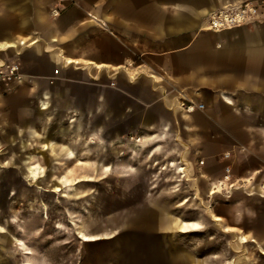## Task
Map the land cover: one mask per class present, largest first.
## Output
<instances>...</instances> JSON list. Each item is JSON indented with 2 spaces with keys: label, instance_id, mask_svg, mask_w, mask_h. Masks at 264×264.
Wrapping results in <instances>:
<instances>
[{
  "label": "rangeland",
  "instance_id": "374dc122",
  "mask_svg": "<svg viewBox=\"0 0 264 264\" xmlns=\"http://www.w3.org/2000/svg\"><path fill=\"white\" fill-rule=\"evenodd\" d=\"M19 1L0 0V38L8 31L25 35L19 31L22 21L17 20ZM224 1L223 4L236 0ZM39 2L28 0L27 9L32 15L28 16L26 28L32 30L29 32L32 35L50 26L51 18L64 10L66 1L60 5L57 15L48 7L49 20L38 17ZM257 3V12L241 26L260 25L264 21V0ZM2 15L7 20L1 19ZM42 37L51 48L68 45L57 37L55 40H50L54 38L51 36ZM20 51L11 54L20 64L23 81L12 83L8 90H0V98H4L0 104L1 119L20 120L29 102L36 110L38 88L48 85L42 86L39 81H52L57 75L58 66L52 65L47 60L48 54L36 46L28 45ZM62 70L57 77L72 86L66 88L74 93L75 99L85 100L83 107L88 111L100 92V77L92 79L81 68ZM30 76L38 77L37 86H33ZM113 97V94L109 96L112 103ZM65 110L62 109V114ZM97 111L89 113L92 120L94 115H99ZM104 120L106 139L102 146L94 142L95 137H88L92 142H86L82 133L58 136L81 160L26 159L27 163L21 159L35 148H20L17 142L12 143L14 140L9 135L4 133L8 138L5 140L0 133L5 149L4 152L0 146V264H264V243L259 238L256 240L247 225L264 212V197L247 194L253 186H264V155L258 156L257 150L254 153L239 146L242 144L229 151L220 148V143L213 149V156L203 160L201 154L205 150L199 148L193 129L185 126L190 122L183 117L177 119L175 128L163 126L155 132L122 130L120 119L113 111L111 115L105 114ZM39 123L40 128L48 120L44 117ZM49 124L51 130L55 129L53 123ZM114 130L121 132L112 143L110 137ZM144 134L149 137L146 145L136 141ZM239 135L246 139L245 134ZM226 151H229L228 157H224ZM116 163L124 172L131 164L134 171L119 176L112 171ZM186 163L189 177L184 169L178 172ZM227 168L231 176L224 179ZM30 170L37 172L36 180L30 176ZM238 185L244 189L229 192ZM68 188L73 190L70 197ZM213 189L215 192L211 194ZM146 199L170 206L171 221L198 222V230L182 232L173 226L165 230L133 228L128 221L136 219V212ZM256 204L259 205L257 212L249 215V207ZM207 205L222 214L226 222L221 218L215 221L217 224L212 221L210 214L205 213ZM229 206L238 207L234 216L220 212ZM120 218L128 222L127 228L118 226ZM82 232L98 238L82 240ZM244 233L248 234V243L241 241ZM17 239L31 252L27 254L20 249Z\"/></svg>",
  "mask_w": 264,
  "mask_h": 264
},
{
  "label": "crops",
  "instance_id": "0c3cea01",
  "mask_svg": "<svg viewBox=\"0 0 264 264\" xmlns=\"http://www.w3.org/2000/svg\"><path fill=\"white\" fill-rule=\"evenodd\" d=\"M223 2L66 0L64 10L51 18L50 26L40 29L39 35H32V30L26 28L31 14L27 9L28 0H20L17 20L22 21L19 31L25 35L8 31L0 42L25 40V44L16 45L17 50L36 46L43 54H48L47 60L52 65L58 66L57 75H61L62 68L66 67L84 69L90 78L100 77V92L96 94L93 107L86 111L85 100L79 102L66 88L72 87L69 83L64 84L57 75L53 82L42 79L39 84L48 85L38 88L36 110L29 102L18 121L1 119L0 115L3 138L8 139L5 133L20 148H35L21 160H81L76 158L73 148L58 140V136L68 132L84 134L86 142H92L90 138L95 137L94 142L102 146L106 139L104 115H111L113 111L120 119L122 130L136 132H155L163 126L175 128L177 119L183 117L190 122L185 126L193 129L199 148L205 150L201 154L203 160L212 157L213 149L220 143V148L229 151L242 144L239 146L254 153L257 150L258 156L264 155V21L260 25L209 30L207 17ZM54 3L55 0H40L41 14L37 13V16L49 20L48 7L52 8ZM5 15L1 19L7 20ZM3 30H6L5 26ZM42 36L54 37L50 40L57 37L68 45L51 48ZM30 80L37 86L38 77L30 76ZM111 94L113 103L109 101ZM183 98H190L194 103L203 102L204 106L184 112L180 106ZM3 100L0 98V104ZM62 109H66L63 114ZM96 109L99 115H94L92 120L89 116ZM48 110L50 112L46 113ZM44 117L48 123L39 128V120ZM49 123H53L55 129L51 130ZM120 132L112 131V143ZM239 134H245L246 139ZM136 141L146 145L149 137L144 134ZM0 146L5 152L1 142ZM173 164L175 162H171ZM187 165H184V172L189 177ZM112 171L122 176L134 171V167L129 164L124 172L116 163ZM243 189L238 185L229 192ZM67 190L69 197L73 195L71 188ZM247 194L264 197V186H253ZM258 206H250L248 214L257 212ZM235 208L238 207L229 206L220 212L234 216ZM205 213H209L214 222L218 220L215 219L217 216L226 222L211 205L206 206ZM130 221L133 228L165 230L173 226L182 232L195 230L198 224L188 220L171 221L170 206L148 199L137 210L136 219ZM128 222L120 218L118 226L127 228ZM247 225L256 240L259 238L264 243V212L249 220Z\"/></svg>",
  "mask_w": 264,
  "mask_h": 264
},
{
  "label": "built area",
  "instance_id": "2783aa9c",
  "mask_svg": "<svg viewBox=\"0 0 264 264\" xmlns=\"http://www.w3.org/2000/svg\"><path fill=\"white\" fill-rule=\"evenodd\" d=\"M66 0H55L51 12L57 15L60 11V5ZM257 0H238L227 2L221 7H217L211 14L208 15V27L211 30L222 29L226 26H238L248 22L257 10ZM28 43V42H27ZM22 44H19L21 46ZM21 49L17 50L15 46H7L0 50V90H8L12 83L20 82L18 79L24 76L20 72V64L13 58V54H19ZM19 51V52H18ZM181 110L190 112L195 108H202L203 102L194 103L190 98L180 99ZM177 107L179 102L177 99ZM132 138V136H131ZM139 138V137H138ZM138 138L136 140H138ZM229 152L224 153V157H228Z\"/></svg>",
  "mask_w": 264,
  "mask_h": 264
},
{
  "label": "bare ground",
  "instance_id": "6f19581e",
  "mask_svg": "<svg viewBox=\"0 0 264 264\" xmlns=\"http://www.w3.org/2000/svg\"><path fill=\"white\" fill-rule=\"evenodd\" d=\"M238 1V0H237ZM239 26V25H238ZM206 27L207 28H209L208 27V21H207V24H206ZM224 28H231L230 26H226V27H224ZM224 28H222V29H224ZM217 30H219V29H217ZM32 42V41H31ZM31 42H28V43H31ZM26 42H25V40H23V39H20V40H18V42H12V41H2V42H0V50H2V49H4L5 47H7V46H15L16 47V45H19V44H25ZM27 43V44H28ZM23 79V77H21L20 79H18V81H21ZM48 106V105H47ZM48 149V148H47ZM53 150V149H52ZM40 155V154H39ZM38 155V156H39ZM26 161V160H25ZM27 162V161H26ZM28 163V162H27ZM37 163V162H36ZM36 165V164H35ZM30 168V167H29ZM184 169V167H182V166H180V168H179V171L181 170H183ZM31 171V173H30V176L32 177V179L33 180H36L37 179V177H38V174H37V172L35 171V170H30ZM41 171H43V170H41ZM226 171H227V173L225 174V176H224V179H228L230 176H231V172H230V169L229 168H227L226 169ZM40 175V174H39ZM41 176V175H40ZM29 178V177H28ZM56 187H57V185H56ZM59 188H56V190H58ZM62 189V188H61ZM69 191V190H68ZM56 192V191H55ZM211 192V194L213 193V192H215V190L213 189V190H211L210 191ZM59 194V193H58ZM78 195V194H77ZM66 196V195H65ZM208 210V209H207ZM208 214V213H207ZM45 216H47V212H46V214H45ZM215 219H220V217L219 216H217V217H215ZM181 221V220H180ZM200 225V224H199ZM1 227V226H0ZM178 227V226H177ZM198 230V229H197ZM243 234V233H242ZM245 234V233H244ZM81 238H82V240H92V239H94V238H96L93 234H87V233H84V232H82L81 233ZM241 241L243 242V243H248L249 242V240L247 239V236L246 235H243L242 237H241ZM16 243H17V246L20 248V249H23L24 250V252L25 253H29V252H31V250L27 247V245H25L24 244V242L21 240V239H17L16 240ZM262 252H264V251H262ZM27 264V263H26Z\"/></svg>",
  "mask_w": 264,
  "mask_h": 264
},
{
  "label": "water",
  "instance_id": "95a60500",
  "mask_svg": "<svg viewBox=\"0 0 264 264\" xmlns=\"http://www.w3.org/2000/svg\"><path fill=\"white\" fill-rule=\"evenodd\" d=\"M52 82H53V80H52Z\"/></svg>",
  "mask_w": 264,
  "mask_h": 264
}]
</instances>
